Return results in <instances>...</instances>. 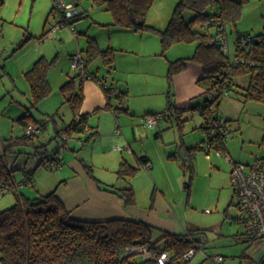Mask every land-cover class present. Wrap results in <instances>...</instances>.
I'll return each mask as SVG.
<instances>
[{
	"label": "rangeland",
	"instance_id": "rangeland-1",
	"mask_svg": "<svg viewBox=\"0 0 264 264\" xmlns=\"http://www.w3.org/2000/svg\"><path fill=\"white\" fill-rule=\"evenodd\" d=\"M32 1L25 9L24 3L15 6L10 2L6 7L7 13L18 11L21 18L26 19L25 23H22L21 18L12 21L0 15V141L22 132L20 125L15 123V108L25 109L26 105H30L31 99L30 83L24 71L41 56L52 62L48 73L52 91L38 103V107L32 108V112L38 119L54 114L57 122L51 120L47 128L41 131L40 138L49 141L55 134V126L62 128L72 120L73 111L65 103L66 96L61 87L71 76L77 75V84L81 82L83 75H79L80 70L74 66V55L81 52L87 58L89 40L95 38L101 50L114 48L115 68L108 67L102 55H96L90 60L88 69L97 72L116 91L128 90L123 105L130 107L129 111L117 110L114 113L112 108L106 107L107 98L103 93L105 103L92 110L90 122L98 125L100 138L88 142L86 146L90 149L96 144L98 146L92 154L95 176L101 175L116 182L118 187L133 186L136 191V206L157 212L159 216H166L169 223L173 218L177 231H200L195 235L202 240L203 247L186 264H216L209 255L224 256L222 264H262L264 238L248 239L244 222L240 223L237 219L241 217V210L232 185V163L226 158L225 152H220L215 147L197 149L195 154L186 158L182 150V147L185 150L195 145L207 147L206 142H203L206 133L201 128L204 117L200 111H187L188 120L183 133L175 120L172 124L164 119L161 126L158 124L154 128L149 127L145 121L146 111H163L166 106L170 60L193 55L196 42L175 43L163 55L160 33L116 26L112 12L93 0H66L79 3L76 8L83 13V18L42 37L45 30L58 23L61 15L55 11L56 14H51L44 27L46 17L41 20L35 11L32 14ZM179 1L156 0L150 9L149 20L155 18V25L165 29ZM167 11L170 12L169 18ZM184 15L189 20L194 12L187 9ZM238 31L252 35L264 33V0H246L237 26L227 25L224 38L231 61L236 56ZM88 80L92 78L85 79V82ZM93 82L103 90L100 83L95 80ZM239 82L246 85L248 76L239 78ZM239 88L234 95H226L219 106L214 104L213 108L225 118L231 119L227 139L230 154L237 161L250 163L255 160L256 155H264V145L260 144L264 136V102H244ZM111 102L114 106L119 104L115 97ZM117 129H120V133L116 132ZM134 130L142 132L143 137L133 139L134 141L127 139L126 135L134 138ZM159 131L162 135L157 137ZM109 135L115 137V141L102 143ZM82 136L84 138L85 134ZM69 142L76 143L78 148L83 146L79 138H73ZM127 143L131 145V151L127 148L123 151L116 149L117 145L125 146ZM56 144L53 141L49 147ZM101 145L104 146L100 147ZM140 147L151 158V169L140 164L138 153L133 152V149L139 152ZM66 152L73 153L66 148L62 156ZM122 155L128 156L132 165L141 166L134 176L119 175ZM184 162L188 166L193 163V167L183 168ZM61 168L44 166L43 172L51 176L60 172ZM33 184L34 182L25 184L24 188H32L37 193ZM162 194L169 203L171 212L163 211L168 206L165 200H161ZM16 200L17 194L14 191L1 193L0 209ZM164 231L155 227L153 241L158 240ZM238 235L241 238H237ZM141 259L143 257L140 255L131 256L132 261Z\"/></svg>",
	"mask_w": 264,
	"mask_h": 264
},
{
	"label": "trees",
	"instance_id": "trees-1",
	"mask_svg": "<svg viewBox=\"0 0 264 264\" xmlns=\"http://www.w3.org/2000/svg\"><path fill=\"white\" fill-rule=\"evenodd\" d=\"M99 5L112 12L114 25L132 28L136 31H153L161 35L162 54L178 42H196L197 46L191 57L178 58L170 61L168 79V102L169 113L166 121L177 122L180 131L183 133L187 118L185 112L198 110L204 117L201 128L206 133L205 139L211 140L212 146L220 152L228 151L227 139L229 130V118L223 117L214 110L213 105L221 103L226 95H234L239 88L243 101L249 100L264 102V33L252 35L238 31L236 39V56L231 61L228 54L221 47V37L226 33L228 24L237 26L243 13V6L246 0H180L173 12L167 27L159 29L148 23L147 17L151 7L156 0H93ZM189 9L194 16L186 19L184 12ZM53 6L52 12L55 11ZM51 12V13H52ZM83 13L77 15L68 22L72 25ZM48 22V19H47ZM51 29L45 30L42 37H46ZM244 38H251L244 43ZM96 55H102L104 63L113 67L115 62L114 48L101 50L95 38L89 40L87 49L86 68L87 78H92L102 85L107 98L106 107L117 110L129 111L123 105L128 96V91H116L111 86H105L96 72L88 69V64ZM188 60L196 61L203 65L204 71L197 84L204 89V100L189 108H180L172 101V85L177 73L186 68ZM52 62L45 56L38 58L32 67L25 72L30 88V105L26 106V113L20 116L17 121L25 129L28 125L34 124L44 130L52 120L57 122L54 114L48 118L38 119L32 112V108L38 107V103L47 97L52 87L48 79V73ZM80 73L79 75H81ZM248 76V82L243 85L239 78ZM76 76H71L61 87L65 93L67 103L72 111V120L64 127L55 126V134L49 141H40V136H33L26 131L19 136H12L0 141V181L20 182L15 180L16 169L10 168L7 162L9 154L27 153V148H34V154L43 158L52 150L55 156L53 160L63 163V157L58 154L61 135L64 133L69 138H80L83 145L99 136L97 126L90 123L91 112H83L82 105L85 99L84 76L79 84ZM115 97L119 104L114 106L111 99ZM159 113V112H157ZM151 113V114H157ZM147 114V115H151ZM223 118L226 126L223 131L210 135V118ZM85 134L83 138L82 135ZM56 141L53 147L49 145ZM68 140L65 146L68 145ZM264 145V136L261 140ZM204 145L187 147L184 154L187 157L196 153L197 149H211ZM44 150V152H42ZM264 159V157H262ZM149 156L140 157V164L150 162ZM88 174L100 184L103 182L94 174L93 165L81 159ZM40 164L45 166L42 160ZM183 168H192L186 162ZM141 169L140 165H132L127 160L121 162L118 173L121 177L134 176ZM26 177L33 181V170H30ZM190 185V183H188ZM104 189L116 191L123 199L126 206L136 205V191L133 186L116 187L105 184ZM17 194L16 202L10 207L0 210V262L1 264H159L152 258H143L140 261H132L131 256L123 257V249L135 243H149L151 248L160 251H169L171 259L166 264H186L189 260L184 259L193 247L202 245L191 229L186 232L164 231V234L153 241V226L151 223L140 219L114 218L109 220H83L74 218L65 206L64 202L53 190L48 194L29 198L21 191H14ZM242 220V219H241ZM240 238L241 236H236ZM249 239V238H248ZM203 246V245H202Z\"/></svg>",
	"mask_w": 264,
	"mask_h": 264
},
{
	"label": "crops",
	"instance_id": "crops-1",
	"mask_svg": "<svg viewBox=\"0 0 264 264\" xmlns=\"http://www.w3.org/2000/svg\"><path fill=\"white\" fill-rule=\"evenodd\" d=\"M31 1L32 0H0V15L4 16L8 20L17 21L22 16H20V13L18 11H16L15 13H7L6 7L8 6V4L10 2H13L14 5L17 6V4L24 3L23 8L25 9L29 7ZM54 1L55 0H35L34 3L32 1V4H31V7H33L32 14L35 11L36 16L39 17V19L41 20L42 18L46 17V20L44 21V27L49 22V18L51 14H54V15L56 14L55 11L52 12ZM76 2H78V0H76ZM78 4L79 3L75 5H78ZM166 14H168L167 16L169 18L170 12L168 13L167 11ZM47 19H48V22H47ZM25 20L22 19V23H25L26 22ZM147 21L149 24L161 29V27L155 25V22H156L155 18L152 20H149V14L147 17ZM74 23H76V21ZM53 28L54 27L51 28V31ZM191 56L192 55L179 56L177 57V59L184 58V57H191ZM31 67L29 66L27 70H29ZM111 68L114 69L115 65H113V67ZM26 71H24V74ZM203 71H204V68L202 64L196 61H193V60H188L186 62L185 70L175 75L174 80H173L172 89H171V92H172L171 97H172V101L178 107L189 108L191 105H196L204 100L205 98V96L203 95L204 89L197 84L198 79L201 78L203 75ZM84 85H85V90H84L85 99L82 105V111L92 112L93 109L96 110L102 107V105L105 103V98L103 94L104 91L100 90L97 84L93 82V79L88 80L86 82L84 80L83 87ZM167 102H168V95H167ZM26 106H25V109L21 107L15 108L16 109L15 116H17L16 119H18L20 116L26 113ZM127 107L130 110V107L129 106ZM166 107H167V103H166L165 108ZM157 112H161V111L148 110L146 111V114L157 113ZM114 113L116 112L114 111ZM186 114L187 112H185L184 117L187 118L188 120V117L186 116ZM16 119H15V123L20 125V127L22 128V132L19 135H22L25 132V127L22 124H20L18 121H16ZM92 126H97L98 128V125H92ZM19 135H16V136H19ZM161 135H162L161 131L157 132L156 134L157 137ZM139 137H143V133L142 132L138 133V131L136 130H134V138H131L130 136L128 137L126 135V138L131 139V141L133 139L137 140V138ZM147 137L149 138V136ZM99 138H100V133H99V136L95 138L93 141H97L99 140ZM105 141H107L108 144H109V141L112 143L115 141V137L109 135L107 139L102 140V143ZM86 145L87 143L78 148L76 143L71 144L70 142H68V148L71 149L73 153H69V152L64 153L63 166L60 172L55 173L54 175H51V176H47L43 172L44 166L40 164V160L38 156L34 154V148L28 147L27 153H23V154H9L7 156V162L10 168L16 169V172L14 173V178L17 181L24 180L26 177V174L30 170H33L32 183L34 182L33 185L37 188V193L32 188L23 187L21 189L22 194H24L25 196L29 198H35L40 195L48 194L51 191L55 190L57 195L64 202L65 206L67 207V209L70 211L71 215L74 218L83 219V220H109V219H114V218L140 219V220L147 221L151 223L153 226L161 228L165 231L179 232L177 231L176 229L177 226L175 222L173 221L174 219L171 218V216L170 218L172 220L169 223V221L166 220V216H159L157 212L149 211L147 209H141L137 207L136 205L126 206L124 203V199L116 191L103 188V185L105 184L115 185L116 187H118V183L109 181L108 179L102 177L101 175L97 178L100 179V181L103 182V184H100L96 179L92 178L86 171L85 167L83 166L81 159H84L85 161L93 165V155L92 154L98 149V146L96 144L90 149V148H87ZM102 146L104 145H101L100 147ZM100 147L99 149H101ZM111 152H114V151L111 150ZM133 152L138 153L137 156H138L139 162H140V157L144 155L149 156L148 153H146L147 151H145L143 147L139 148V152H137L135 149H133ZM114 155L116 156V154ZM257 157H264V155L262 156L256 155L254 159H256ZM128 158H129L128 156L126 157L122 155V160L123 159L127 160L128 162L132 164V162ZM160 198L161 200H165V204H167L168 206V208L165 207L166 210L164 209L163 211L171 212V210H169L170 205L165 199V196L162 194ZM11 202H12L11 205L15 203L14 201H11ZM11 205L9 204L6 206L10 207ZM7 207H4V208H7ZM237 219L240 223H243V221L241 220V217H238ZM158 220H160V222Z\"/></svg>",
	"mask_w": 264,
	"mask_h": 264
},
{
	"label": "built area",
	"instance_id": "built-area-1",
	"mask_svg": "<svg viewBox=\"0 0 264 264\" xmlns=\"http://www.w3.org/2000/svg\"><path fill=\"white\" fill-rule=\"evenodd\" d=\"M55 11H58L61 15L60 20L54 26L53 31H56L58 28H61L65 25H68V22L74 19L79 12V9L76 8L74 2H66V0H55L54 1ZM251 38H244L243 42L246 43ZM221 47L228 54V45L224 36L221 37ZM74 66H76L82 75L87 78L88 71L86 68V60L81 52H78L74 55ZM102 83L105 86H108L106 80H103ZM169 111H161L157 114L147 115L145 117V121L149 127H156L167 117ZM210 135L213 136L215 133L223 131L226 126V121L223 118H210ZM26 133L33 136H40L41 128L30 124L25 129ZM117 133H120V129H117ZM71 140L66 134H62L60 137V141L58 143L59 150L58 154L60 157L68 145L65 146L66 141ZM42 141V139L40 140ZM83 144V140L80 141ZM207 147L211 148L212 142L211 140L206 141ZM127 148L131 151V145L127 143L125 146L117 145L116 149L124 150ZM226 158L232 163L231 167V178L232 185L234 188V192L236 197L238 198V205L241 210V219L246 226V234L249 239L252 240H260L264 238V159L262 157H257L251 163H244L240 161L234 160L232 155L226 151ZM55 154L50 150L47 156L40 158L46 167L51 169H57L62 167L63 164L59 160H53L52 158ZM146 169H151L152 163L146 162L143 164ZM32 183V180L28 177H25L24 180L20 182H6L4 180L0 181V194H5L11 191H21V189L25 186V184ZM203 246L193 247L184 255V259L189 260L193 257L197 250L202 248ZM124 257L140 255L143 258H152L157 260L159 264H166L171 259V254L169 251H160L154 250L151 248L149 243H135L125 247L121 253ZM213 259L216 264H222L224 260V256L215 255L208 256ZM262 264H264V260H262Z\"/></svg>",
	"mask_w": 264,
	"mask_h": 264
},
{
	"label": "water",
	"instance_id": "water-1",
	"mask_svg": "<svg viewBox=\"0 0 264 264\" xmlns=\"http://www.w3.org/2000/svg\"><path fill=\"white\" fill-rule=\"evenodd\" d=\"M42 152H44V150H42Z\"/></svg>",
	"mask_w": 264,
	"mask_h": 264
}]
</instances>
